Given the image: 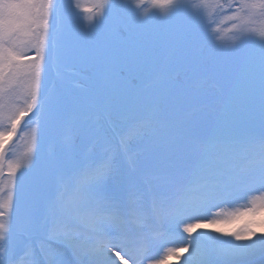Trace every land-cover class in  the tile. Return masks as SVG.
Returning a JSON list of instances; mask_svg holds the SVG:
<instances>
[{"label": "snow or ice", "instance_id": "obj_1", "mask_svg": "<svg viewBox=\"0 0 264 264\" xmlns=\"http://www.w3.org/2000/svg\"><path fill=\"white\" fill-rule=\"evenodd\" d=\"M143 3L77 0L89 40L69 44L56 0H0V264H144L140 253L173 224L187 246L152 264L189 247L184 264H264V194L208 223L200 215L236 190L264 189V0H151V14ZM185 11L187 23H149ZM222 32L239 55L209 49L208 33ZM68 57L96 69L92 94L46 91L48 70ZM126 71L135 83H122ZM30 113L28 147L9 159ZM42 147L21 215L22 169ZM245 217L239 230L192 235Z\"/></svg>", "mask_w": 264, "mask_h": 264}, {"label": "rangeland", "instance_id": "obj_2", "mask_svg": "<svg viewBox=\"0 0 264 264\" xmlns=\"http://www.w3.org/2000/svg\"><path fill=\"white\" fill-rule=\"evenodd\" d=\"M90 2H91V0H85L86 4H88ZM119 2H127V0H119ZM71 5H73V3ZM142 9L146 13H150V14L155 13V9L153 8L151 3H149L148 6H146V7L142 6ZM77 13H78V11L73 12L69 15V20L72 23V31L75 33V35L72 36L71 40H72V42L75 40L85 42L83 40V38L81 37V34H82V26L84 25V23H86V20H85L86 14L85 13H83L82 15L80 14V16L77 18ZM190 15H191V13L189 11H185V12L181 13L176 19V24L179 25V24L187 23ZM158 19H160L159 14L156 13L155 15L151 16L149 23L157 25ZM205 31L207 32V30H205ZM84 34H86V32H84ZM211 39H212V36L210 33H208V46H209L210 50H212L211 46H210L211 45ZM72 42L68 41L69 44H71ZM239 54H240L239 51H234V54L232 55V57L237 56ZM59 64L62 66H65L69 69H73V67L74 68H80L79 70L82 71V72H80L81 77H79V78L73 77L74 83L72 81V84H71L72 86L69 89V90H71L70 91L71 94L76 95V96H88V95L92 94V92L95 90L96 81H97L96 69H94L93 67H91L89 65L83 64V63H81L75 59H72L71 57H68V58L60 61ZM176 74H177L178 78L182 79L184 77V72L182 69H178ZM47 77L48 76L46 74L45 80ZM136 79H137V73L135 71H126L123 74L122 83L125 85H127L128 83H135ZM56 91H59V90H56ZM187 110H190V107L186 108V111ZM31 114L32 113L25 116V118L21 121V124L19 127L20 130L18 129L19 133H17V135H18L17 139H20L25 143H23L21 145V148H19L15 152L12 159H15L19 155H22L23 152L26 150L25 145H26V142H28V135H25V132H28L30 135V127H31L30 121L32 120L33 116H31V117H28V116H30ZM120 127L123 128L124 125L121 124ZM118 139H119V137H117L113 140V147L116 146V141ZM45 156H46V151H45L44 147H42L41 156L38 157L37 161H36V167L31 169L30 171L22 169V171L24 172V175L20 178L21 188L18 192V198H17L18 211L20 212L21 215L23 214V211H24V208H23L24 200L32 192L34 181L40 172L42 160ZM121 161L123 164H125V166L127 165V161H126L125 156H123L121 158ZM18 175H19V173H18ZM5 179H6V177H5ZM261 194H264V189H262L260 186L256 191L250 193L249 195H245L242 192H239V193H234L233 195L227 197L224 200H223V198L213 200L210 203V205L208 206V208H206L205 211L200 214L202 217L201 222L208 223L212 218L217 217V214L220 213L221 211L232 212V211H235L237 209L246 208V207L250 206L251 199L254 196L261 195ZM249 218L250 217H245L242 220H238V221H235V222L229 223V224H217V225H214L211 229H198L192 235L195 237V236H199L201 232H207L211 236H221V233L216 232L214 230L215 228H222L225 230H239L240 228H242L244 226V224L247 222V220ZM170 228L171 229H170V232L168 235H170L171 232L174 234L177 233V236H175V239L173 241L171 240V241L167 242L163 246H158L157 244H161V243L157 242V244L152 247L151 256L145 264H152L153 261L163 257L168 248H180V247L187 246L188 234L183 232V225L182 224H173V225H170ZM222 238L225 240L232 239L230 236H223ZM37 239H39V238H37ZM191 253H192V249L189 248V250L187 252L179 253L177 256L172 257V259L167 261L166 264H184V261L191 255ZM121 254L123 255V253H121ZM130 264H131V262H130Z\"/></svg>", "mask_w": 264, "mask_h": 264}, {"label": "bare ground", "instance_id": "obj_3", "mask_svg": "<svg viewBox=\"0 0 264 264\" xmlns=\"http://www.w3.org/2000/svg\"><path fill=\"white\" fill-rule=\"evenodd\" d=\"M190 248V247H189ZM191 249V248H190Z\"/></svg>", "mask_w": 264, "mask_h": 264}]
</instances>
